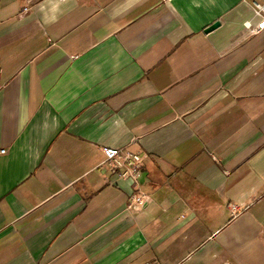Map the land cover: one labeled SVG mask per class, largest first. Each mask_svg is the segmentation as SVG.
I'll return each instance as SVG.
<instances>
[{
	"label": "crops",
	"instance_id": "0c3cea01",
	"mask_svg": "<svg viewBox=\"0 0 264 264\" xmlns=\"http://www.w3.org/2000/svg\"><path fill=\"white\" fill-rule=\"evenodd\" d=\"M253 1L0 0V264H264Z\"/></svg>",
	"mask_w": 264,
	"mask_h": 264
},
{
	"label": "built area",
	"instance_id": "2783aa9c",
	"mask_svg": "<svg viewBox=\"0 0 264 264\" xmlns=\"http://www.w3.org/2000/svg\"><path fill=\"white\" fill-rule=\"evenodd\" d=\"M253 8L255 16L259 19V23L255 28H253L251 23H246V27L248 29H252L253 32H260L264 30V0H254ZM1 73L2 69L0 67V76ZM0 88H2L1 82ZM104 151L106 160L104 161L103 165H112L116 169L120 170L121 177L129 178L133 181H138L141 176L143 166V158L140 155L133 153H122L121 150L113 148L104 149ZM1 154H5V151H1ZM144 203L145 199L143 196L137 193H134L132 195V204H134V207L136 209L144 205ZM229 208L232 216H237L243 211H246L248 209V206L231 204Z\"/></svg>",
	"mask_w": 264,
	"mask_h": 264
},
{
	"label": "water",
	"instance_id": "95a60500",
	"mask_svg": "<svg viewBox=\"0 0 264 264\" xmlns=\"http://www.w3.org/2000/svg\"><path fill=\"white\" fill-rule=\"evenodd\" d=\"M219 26H220L219 23H216L215 25H213L212 27H210L209 29H207V32H211V31L217 29Z\"/></svg>",
	"mask_w": 264,
	"mask_h": 264
}]
</instances>
